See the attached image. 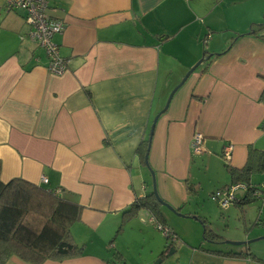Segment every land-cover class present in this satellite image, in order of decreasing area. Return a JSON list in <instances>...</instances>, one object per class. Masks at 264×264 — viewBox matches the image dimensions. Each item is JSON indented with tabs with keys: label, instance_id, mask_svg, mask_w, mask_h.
I'll list each match as a JSON object with an SVG mask.
<instances>
[{
	"label": "crops",
	"instance_id": "0c3cea01",
	"mask_svg": "<svg viewBox=\"0 0 264 264\" xmlns=\"http://www.w3.org/2000/svg\"><path fill=\"white\" fill-rule=\"evenodd\" d=\"M6 1L0 0V180L58 190L80 207L71 234L82 253L40 264H151L159 257L158 264H264V195L231 203L223 210L237 224L196 244L194 224L179 230L167 221H201L188 207L199 208L206 192L205 212L217 214L209 194L232 180L221 157L226 144L234 168L244 166L249 147L264 150V0H48L50 15L64 23L53 36L68 61L61 75L48 72L43 50L23 37L21 13ZM203 57L149 141L154 116ZM194 132L205 137L199 156L191 153ZM144 141L159 196L183 215L161 204L162 220L144 208L123 215L152 192L138 150ZM256 174L251 185L264 192V173ZM148 215L176 240L155 232ZM169 243L174 251L165 256ZM1 264L32 263L11 255Z\"/></svg>",
	"mask_w": 264,
	"mask_h": 264
},
{
	"label": "trees",
	"instance_id": "16d2710c",
	"mask_svg": "<svg viewBox=\"0 0 264 264\" xmlns=\"http://www.w3.org/2000/svg\"><path fill=\"white\" fill-rule=\"evenodd\" d=\"M147 143L142 142L138 148L143 161ZM226 167L232 177L231 184L245 185V194L239 197L238 201H249L253 198L251 176L264 173V150L249 147L243 167L234 168L230 163H226ZM159 206L150 191L144 197L135 199L122 213L130 215L144 208L157 220H162ZM176 210L179 212V209ZM79 212L80 207L76 202L59 193L54 194L53 190L41 185L21 178H14L5 183L0 180V264L11 255L32 264L80 255L83 247L74 241L71 234V226L78 220ZM195 218L198 219V216ZM201 222L205 239L216 236L214 232L209 231L206 221L201 219ZM122 228L123 223L116 232ZM170 246L169 243L167 247Z\"/></svg>",
	"mask_w": 264,
	"mask_h": 264
},
{
	"label": "built area",
	"instance_id": "2783aa9c",
	"mask_svg": "<svg viewBox=\"0 0 264 264\" xmlns=\"http://www.w3.org/2000/svg\"><path fill=\"white\" fill-rule=\"evenodd\" d=\"M5 5L8 10L21 13L22 20L27 27V31L23 37H27L35 42L37 46L43 50L47 60L46 69L48 72L56 75L63 74L66 71L68 61L60 54L59 46L53 41V36L62 33L64 30V23L50 15L48 0H7ZM209 36L208 34L207 37ZM203 42L205 43L206 41L204 40ZM190 148L192 155L195 156L202 155L206 151L205 137L202 133L194 132L192 134ZM231 152L232 145L226 144L221 152V157L224 162L230 163ZM251 187L253 188V196L260 197L264 195L260 186L251 185ZM239 189L244 191L245 185L236 183L223 186L212 191L210 198L218 204L220 209H226L231 203L239 200L236 194ZM53 193L58 194V190H53ZM147 221L152 223L171 241L176 240V236L171 232L170 228L156 222L152 215H148ZM112 264L124 263L121 261H114Z\"/></svg>",
	"mask_w": 264,
	"mask_h": 264
},
{
	"label": "rangeland",
	"instance_id": "374dc122",
	"mask_svg": "<svg viewBox=\"0 0 264 264\" xmlns=\"http://www.w3.org/2000/svg\"><path fill=\"white\" fill-rule=\"evenodd\" d=\"M258 175H260V174L254 175L255 181H257L256 176H258ZM206 193H203V195H201L200 198L198 199V207L199 208H197L194 205H191L190 207H188L190 209H188V208H186V209H188L191 212L195 211V213L198 214L200 218H203V220L206 219L207 227L211 233L214 231L216 233H219L220 235H224L223 233L226 230V228L231 227L232 225H236L239 218L235 217L234 220H231L229 217L230 213L223 210V209L218 208L219 206L217 207V214H215L213 216H208V214L205 212L207 207H209L208 203L206 202V198H205ZM210 194H211V192H210ZM210 194H209V196H210ZM202 207H204V208H202ZM195 217H196V215H195ZM195 217H192V218L195 219ZM167 221H168V224L170 226L173 225V227H175L176 229H179V230H181V229L188 230L192 226L191 224H194L197 228V234L193 240L194 241L193 243L196 244V243H199L200 241H203L205 239L202 235V230L204 229V226L200 220L193 221L192 219H184V218L176 217L175 221H173L172 219H169ZM186 224H190V225H186ZM153 230H155V232H157L162 237H164V235L159 230H156L155 228H153ZM151 237L153 239H155V236L153 235V233L151 234ZM225 241H229V240L227 238H225ZM139 247H140V244L136 243V248H139ZM155 260L151 264H153L155 262Z\"/></svg>",
	"mask_w": 264,
	"mask_h": 264
},
{
	"label": "water",
	"instance_id": "95a60500",
	"mask_svg": "<svg viewBox=\"0 0 264 264\" xmlns=\"http://www.w3.org/2000/svg\"><path fill=\"white\" fill-rule=\"evenodd\" d=\"M206 57H203L201 60H199L198 62H196L186 73L185 75L183 76V78L180 80V82L172 89V91L170 92L167 100H166V103L164 105V107L162 108V110L160 112H158V114H156L153 118V121L151 123V127H150V135H149V141H150V138H151V135H152V132L154 130V127H155V124H156V121L158 119V117L161 115V113H163L165 111V109L167 108L169 102H170V99L172 97V95L174 94V92L184 83V81L187 79V77L194 71V69H196L200 63H202L201 61L205 60ZM150 143V142H149ZM148 149H149V145H148ZM147 153H148V150H147ZM145 154V158H144V161H145V165L149 168L150 172H151V175H152V193H153V196L156 198V200L159 202V204L169 208L170 210H172L173 212H175L177 215H183L181 213H179L176 208H173L171 205H169L167 202H165L158 194L157 192V189H156V183H155V176H154V171L150 168L149 164H148V160H147V155L148 154ZM249 240H246V241H224L226 243H229V244H235V245H241V244H245V243H248ZM174 251V249L171 247L169 249V251L165 254V256H168L170 255L172 252ZM161 261V258H157V260H155V262L153 264H158L159 262Z\"/></svg>",
	"mask_w": 264,
	"mask_h": 264
}]
</instances>
